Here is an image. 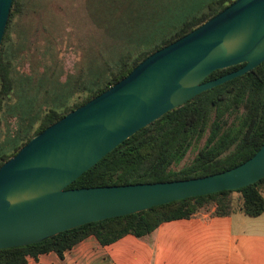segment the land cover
I'll list each match as a JSON object with an SVG mask.
<instances>
[{
	"label": "water",
	"instance_id": "obj_1",
	"mask_svg": "<svg viewBox=\"0 0 264 264\" xmlns=\"http://www.w3.org/2000/svg\"><path fill=\"white\" fill-rule=\"evenodd\" d=\"M12 2L0 0V48ZM263 62L264 0H236L34 136L0 167V250L264 179L263 144L241 165L202 178L67 189L142 128ZM241 64L236 71L205 81L217 70Z\"/></svg>",
	"mask_w": 264,
	"mask_h": 264
},
{
	"label": "trees",
	"instance_id": "obj_2",
	"mask_svg": "<svg viewBox=\"0 0 264 264\" xmlns=\"http://www.w3.org/2000/svg\"><path fill=\"white\" fill-rule=\"evenodd\" d=\"M236 0H214L207 11L184 21L180 27L152 49L140 50L121 60L104 83L91 90L85 100L67 113L46 114L34 133L0 157V167L19 152L34 136L58 122L74 109L126 77L138 64L161 48L187 35ZM25 0H13L6 35L0 51V114L14 89L12 64L7 58L8 28L20 16ZM244 64L213 72L205 81L240 69ZM1 124V120H0ZM203 141L190 163L179 168L187 153ZM264 144V62L243 76L205 91L122 142L95 166L76 179L67 189L154 184L202 178L233 169L250 159ZM264 179L235 191L180 200L146 211L85 224L42 242L0 250V264H26L27 258L64 253L88 237L101 246L111 245L127 235L142 238L159 225L189 219L202 211L214 216L244 214L259 217L264 213Z\"/></svg>",
	"mask_w": 264,
	"mask_h": 264
},
{
	"label": "rangeland",
	"instance_id": "obj_3",
	"mask_svg": "<svg viewBox=\"0 0 264 264\" xmlns=\"http://www.w3.org/2000/svg\"><path fill=\"white\" fill-rule=\"evenodd\" d=\"M212 1L25 0L7 31L14 89L0 114V157L30 137L46 114L67 113L122 59L158 46ZM202 145L192 148L179 168Z\"/></svg>",
	"mask_w": 264,
	"mask_h": 264
},
{
	"label": "crops",
	"instance_id": "obj_4",
	"mask_svg": "<svg viewBox=\"0 0 264 264\" xmlns=\"http://www.w3.org/2000/svg\"><path fill=\"white\" fill-rule=\"evenodd\" d=\"M26 264H264V213L256 218L200 213L108 246L91 236L62 259L49 253L27 258Z\"/></svg>",
	"mask_w": 264,
	"mask_h": 264
}]
</instances>
